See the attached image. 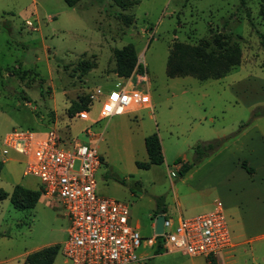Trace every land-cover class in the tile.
Masks as SVG:
<instances>
[{
	"label": "rangeland",
	"instance_id": "obj_1",
	"mask_svg": "<svg viewBox=\"0 0 264 264\" xmlns=\"http://www.w3.org/2000/svg\"><path fill=\"white\" fill-rule=\"evenodd\" d=\"M136 1L81 0L68 7L63 0H0V188L8 194L17 185L28 191L42 188L36 178L23 175L22 158L3 147L10 131L55 130L69 140L89 142V130L102 160L96 172L97 194L127 205L140 234L149 238L158 199L160 208L176 209L172 198L173 190L181 187L178 161L192 163L196 145L229 137L247 122L245 130L253 133L256 127L264 135V116L252 117L264 113V23L260 0ZM217 34L237 42L239 66L217 80L166 75L175 42L196 45ZM126 45L134 47L143 71L139 75L145 78L134 87L132 75L129 89L142 92L145 101L136 112L99 119L105 97L126 84L115 75L113 56ZM85 66L93 68L82 74ZM96 90L100 94L86 118H73L75 104ZM152 134L159 138L163 163L141 169L136 162L148 161L144 139ZM205 195L212 199L210 193ZM68 227L60 204L42 194L29 209L2 200L0 260L22 255L14 261L19 263L23 254L58 246L52 264H71L61 252ZM232 228L238 235V227ZM242 240L230 264H264V243ZM138 255L135 264L196 261L182 252L156 254L154 247H141Z\"/></svg>",
	"mask_w": 264,
	"mask_h": 264
},
{
	"label": "built area",
	"instance_id": "obj_2",
	"mask_svg": "<svg viewBox=\"0 0 264 264\" xmlns=\"http://www.w3.org/2000/svg\"><path fill=\"white\" fill-rule=\"evenodd\" d=\"M134 77V87L145 82L139 74ZM134 77L123 79L126 84L105 97L99 119L142 108V92L129 89ZM99 94V90L90 92L91 104ZM88 111L75 113L73 118L85 119ZM86 135L89 142L69 140L55 130L43 134L12 130L2 142L6 150L22 158L23 175L36 178L42 184V195L58 202L68 218L61 252L71 264H135L140 260L141 247L205 258L231 248V234L220 202L207 213L164 217L161 234L153 229L152 237L141 236L129 223L127 205L97 194L96 172L102 160L91 143L89 130Z\"/></svg>",
	"mask_w": 264,
	"mask_h": 264
},
{
	"label": "crops",
	"instance_id": "obj_3",
	"mask_svg": "<svg viewBox=\"0 0 264 264\" xmlns=\"http://www.w3.org/2000/svg\"><path fill=\"white\" fill-rule=\"evenodd\" d=\"M251 130L242 131L231 145L203 166L194 170L192 168L181 177L180 189L173 190L175 210L161 207L163 216L175 215L172 219H177L185 217L184 214L191 217L207 213L214 209L217 202L222 204L231 234V248L213 258L191 257L196 259L195 264H230L233 249L240 245L241 239L246 244L264 243V135L256 127H253V133ZM248 144H253V147ZM242 162L253 170L251 174L242 168ZM185 163L188 162L183 160L177 164L178 173ZM170 177L175 178L176 174L171 172ZM208 193L212 199L205 195ZM158 214L152 216V232ZM129 223L139 232L141 226L138 222L133 223L130 217ZM233 225L238 227V235L233 234ZM28 254H23L24 258L19 263L14 261L22 255L0 260V264H24ZM140 256L147 257L143 253Z\"/></svg>",
	"mask_w": 264,
	"mask_h": 264
},
{
	"label": "trees",
	"instance_id": "obj_4",
	"mask_svg": "<svg viewBox=\"0 0 264 264\" xmlns=\"http://www.w3.org/2000/svg\"><path fill=\"white\" fill-rule=\"evenodd\" d=\"M81 0H63L68 7H74ZM133 5L137 3L136 0H130ZM116 4H121L122 0H113ZM259 17L264 23V0H260ZM261 44L264 46V35H260ZM115 60V75L118 78L127 79L134 74H142V69L137 62V55L132 45H126L120 50L114 52ZM241 50L237 42L224 35H214L209 40H201L196 45L188 43L175 42L170 49L167 65L166 75L170 78L175 77H193L199 81L217 80L225 76L233 68L240 65ZM91 66H85L82 69V74L87 70L92 69ZM90 93L78 101L72 109L73 115L83 110H89L91 100ZM264 116V113L252 114L256 118ZM250 122L241 126L231 136L215 140L213 142L198 144L194 147V161L192 163H185L181 166L179 176L183 177L189 170L201 162L203 158L210 156L215 150L219 149L228 139L239 135ZM144 146L148 161L146 163L136 162V166L141 169H149L151 166L161 165L163 163V155L161 145L157 134H152L144 139ZM178 161L177 163H180ZM249 174L253 172L252 169L246 167V163H241ZM41 191H28L21 186H15L11 195L0 189V201L9 197L13 207L24 209L32 208L33 205L41 196ZM160 199H158L156 214L164 213L159 206ZM59 247L50 246L41 250L34 251L28 254L24 260V264H52ZM156 251V254H160Z\"/></svg>",
	"mask_w": 264,
	"mask_h": 264
},
{
	"label": "water",
	"instance_id": "obj_5",
	"mask_svg": "<svg viewBox=\"0 0 264 264\" xmlns=\"http://www.w3.org/2000/svg\"><path fill=\"white\" fill-rule=\"evenodd\" d=\"M163 222H164V216L162 215V213H159L154 223V232L156 234L162 233Z\"/></svg>",
	"mask_w": 264,
	"mask_h": 264
}]
</instances>
